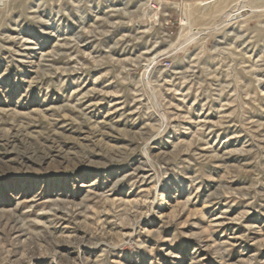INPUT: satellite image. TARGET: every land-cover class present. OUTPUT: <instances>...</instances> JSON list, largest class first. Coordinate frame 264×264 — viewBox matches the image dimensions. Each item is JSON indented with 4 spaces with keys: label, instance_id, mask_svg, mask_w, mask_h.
Segmentation results:
<instances>
[{
    "label": "rangeland",
    "instance_id": "obj_1",
    "mask_svg": "<svg viewBox=\"0 0 264 264\" xmlns=\"http://www.w3.org/2000/svg\"><path fill=\"white\" fill-rule=\"evenodd\" d=\"M0 264H264V0H0Z\"/></svg>",
    "mask_w": 264,
    "mask_h": 264
},
{
    "label": "crops",
    "instance_id": "obj_2",
    "mask_svg": "<svg viewBox=\"0 0 264 264\" xmlns=\"http://www.w3.org/2000/svg\"><path fill=\"white\" fill-rule=\"evenodd\" d=\"M178 1L182 2V1H186V0H178Z\"/></svg>",
    "mask_w": 264,
    "mask_h": 264
}]
</instances>
